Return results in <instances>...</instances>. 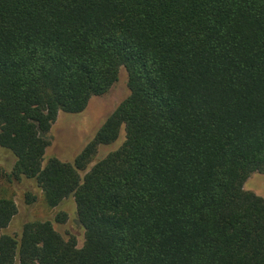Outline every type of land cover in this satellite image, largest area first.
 <instances>
[{"label": "trees", "instance_id": "1", "mask_svg": "<svg viewBox=\"0 0 264 264\" xmlns=\"http://www.w3.org/2000/svg\"><path fill=\"white\" fill-rule=\"evenodd\" d=\"M120 68L129 94L71 162L43 164L57 114ZM0 146L10 181L72 196L84 229L77 247L28 220L0 264H264V198L243 188L264 173V0H0ZM15 213L0 196V229Z\"/></svg>", "mask_w": 264, "mask_h": 264}, {"label": "rangeland", "instance_id": "2", "mask_svg": "<svg viewBox=\"0 0 264 264\" xmlns=\"http://www.w3.org/2000/svg\"><path fill=\"white\" fill-rule=\"evenodd\" d=\"M126 72L120 68L117 81L100 96H92L85 109L77 114L59 112L49 130V145L45 149L43 164L50 157L71 162L74 156L93 137L104 119L129 94L126 83ZM125 139L124 128L121 127L115 141L100 145L89 162L87 168L80 172L81 176L99 159L118 148ZM14 163L12 154L0 146V196L10 198L16 205V213L9 225L0 229L3 232L18 236L22 224L28 220H49L54 229L64 238L74 237L76 246L84 243V229L78 221L74 198L68 196L57 206H48L43 193L33 179L21 178L10 181L8 173ZM245 190L264 198V173L254 172L243 184ZM32 193L35 198L27 200L26 193ZM64 218V220L56 217Z\"/></svg>", "mask_w": 264, "mask_h": 264}]
</instances>
